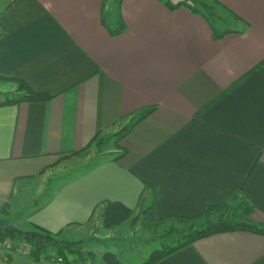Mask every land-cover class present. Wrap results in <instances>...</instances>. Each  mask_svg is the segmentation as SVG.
Here are the masks:
<instances>
[{"label": "crops", "instance_id": "0c3cea01", "mask_svg": "<svg viewBox=\"0 0 264 264\" xmlns=\"http://www.w3.org/2000/svg\"><path fill=\"white\" fill-rule=\"evenodd\" d=\"M168 2L179 0H0V205H31L27 227L9 223L64 236L106 201L138 210L157 194L159 220L239 194L264 226V0H216L210 18ZM5 78L52 97L3 104L16 89ZM149 107L115 149L48 181ZM3 254L0 264L32 263ZM156 264H264V233L216 232Z\"/></svg>", "mask_w": 264, "mask_h": 264}, {"label": "trees", "instance_id": "16d2710c", "mask_svg": "<svg viewBox=\"0 0 264 264\" xmlns=\"http://www.w3.org/2000/svg\"><path fill=\"white\" fill-rule=\"evenodd\" d=\"M216 2V0H215ZM170 3V2H168ZM178 5H187L196 12H202L208 18L213 16V7L206 1L201 2L202 7H198L196 4L189 5L188 3L171 4V8H175ZM124 26V24H123ZM118 32V30L114 31ZM8 81L16 84L15 94L7 97L3 104H15L20 102H35L45 101L52 96L45 92L32 88L25 80L21 78H5ZM152 112V108H143L139 110L126 124L123 125L120 131L115 132L118 140H120L130 129L136 121L141 120ZM95 144L100 146L106 143L108 139L103 137L95 138ZM90 147V146H89ZM88 148V147H87ZM84 148L82 151H85ZM79 153V152H77ZM147 194H144L141 198V206L147 201ZM238 201L236 210H231V204ZM150 203L145 206L142 213L149 218L157 205V194L150 199ZM144 206V205H143ZM102 208L103 224L106 228H112L121 225L123 222L131 219L133 221L134 210L127 207L125 204L119 201H106L98 208ZM224 210V211H223ZM223 211L217 220L211 219L212 214ZM253 207L249 201L242 195H235L230 201L219 204L217 206H211L205 213L193 216V217H172L170 227L166 230L165 236L171 240V243H167L164 246L153 250L149 256L138 264H156L165 256L182 249L196 240L222 231H234V230H249L259 233H264V226L259 225L253 218ZM8 214V203L1 204L0 207V230L4 236H10L16 239L26 240L32 247L31 257L35 262H41L42 260L57 262V258H61V264H74L80 261H84L88 256L92 257L93 252L86 250L87 242L85 240L68 239L62 236L61 232L53 233L41 226L35 225L32 229H21L15 225L9 223L4 216ZM199 223L202 219H204ZM92 220V219H91ZM165 220H156L153 223L147 222L148 225L159 226L160 223ZM198 227L196 224H198ZM52 251L56 253V256L52 255ZM1 255V252H0ZM4 258L10 260V254H3ZM74 257V258H72ZM103 261L106 264H127L122 256L113 251H107L102 256Z\"/></svg>", "mask_w": 264, "mask_h": 264}, {"label": "rangeland", "instance_id": "374dc122", "mask_svg": "<svg viewBox=\"0 0 264 264\" xmlns=\"http://www.w3.org/2000/svg\"><path fill=\"white\" fill-rule=\"evenodd\" d=\"M202 1H206L209 5L213 6L212 11L215 15L219 14L220 8L213 0H179L180 3H188L189 5L196 4L198 7H202ZM13 84H7L8 91L10 89V85L16 86V84ZM3 86L4 84L0 82V92L6 89V86L4 88ZM14 94V89H11L10 92L5 94V97H10ZM124 124H126V122ZM124 124H122V127ZM122 127L119 128L118 131H120ZM114 133L115 132H109V134L105 136V138L108 139L106 143H103L100 146L96 144L91 145L85 151L72 155L69 158L62 159L59 166L53 169L51 174L52 180H48L47 178L39 180H44L43 184L46 185L47 182L45 180L51 181L52 183L54 181H60L61 179L67 178L70 175L74 176L77 173L83 172L87 166L92 165L93 162L101 157V155L116 148L117 144L115 143V138L117 135ZM51 183H49V185H51ZM25 184L31 191L28 192V198H30V196L35 193L34 190L36 187V180L30 179ZM237 204L238 201L231 204L230 211L234 212L237 208ZM145 206L146 205L141 206L138 210H134L132 215L133 221L129 219L121 225L112 228H106L104 226L102 218L103 210L100 207L95 211L93 218L88 225L76 227V229L66 232L63 236L64 238L85 240L87 242L86 250L93 252L92 257L87 255L84 261L74 264H106L101 258L107 251L119 253L127 264H138L146 259L153 250L160 248L167 243H171V240L164 235L166 230L170 227L171 220L163 219L165 222L160 223L159 226L148 225L147 222L155 224L154 222L156 220L151 218V216L150 218H146V215L142 213ZM30 207L31 205L26 209L22 206V208L16 209L13 213H10L8 205V214H6L4 218L6 220L10 219L13 222L19 221L18 223L21 227H27ZM223 211L212 214L211 219L217 220ZM204 220L205 218L199 223ZM199 223L196 224L197 227ZM51 253L56 256L54 251ZM28 257H31V254L28 255ZM30 260L32 261L31 264H57L56 262L46 260H42L41 262H35L32 258Z\"/></svg>", "mask_w": 264, "mask_h": 264}, {"label": "built area", "instance_id": "2783aa9c", "mask_svg": "<svg viewBox=\"0 0 264 264\" xmlns=\"http://www.w3.org/2000/svg\"><path fill=\"white\" fill-rule=\"evenodd\" d=\"M0 252L10 255L20 254L28 256L32 252V247L26 240L4 236L0 230ZM56 260L57 264L61 263L60 257H58Z\"/></svg>", "mask_w": 264, "mask_h": 264}]
</instances>
